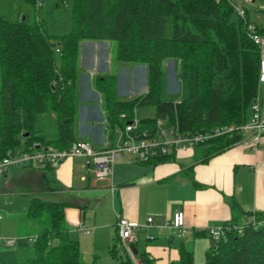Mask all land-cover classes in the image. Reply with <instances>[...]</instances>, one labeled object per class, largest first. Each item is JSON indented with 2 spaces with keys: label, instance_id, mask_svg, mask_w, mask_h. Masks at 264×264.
<instances>
[{
  "label": "trees",
  "instance_id": "trees-1",
  "mask_svg": "<svg viewBox=\"0 0 264 264\" xmlns=\"http://www.w3.org/2000/svg\"><path fill=\"white\" fill-rule=\"evenodd\" d=\"M55 2L65 10L72 4L74 25L70 33L56 37L57 42L42 20L12 21L0 13V159L24 151L22 146L25 150L36 149V144L63 149L77 140L75 87L83 41L115 42L116 61L147 66L148 90L127 99L117 96L115 74L94 77L93 86L102 95L112 129L125 128L140 107L155 108L156 116L149 120L153 132L158 120L182 133H204L248 120L258 92L260 51L229 0ZM247 12L246 18L252 19ZM166 60L178 61L179 74L189 89L186 99L162 98ZM51 114L57 124L48 134L46 119ZM240 138L234 133L209 139L201 144L203 160ZM71 205L84 213L87 208L73 201L32 198L28 216L39 221L41 230L34 237L17 240L22 246L32 242L33 247L32 256L21 264H82L79 241L71 236L66 220L65 210ZM253 214L264 219V212ZM119 244L117 234L111 249L115 255ZM124 254L119 264H134ZM139 257L141 264H154L146 252ZM181 258L178 264H193L192 251L182 249ZM203 264H264V223L248 222L241 232L232 230L219 241L211 239Z\"/></svg>",
  "mask_w": 264,
  "mask_h": 264
},
{
  "label": "crops",
  "instance_id": "crops-1",
  "mask_svg": "<svg viewBox=\"0 0 264 264\" xmlns=\"http://www.w3.org/2000/svg\"><path fill=\"white\" fill-rule=\"evenodd\" d=\"M261 27L264 28V25ZM112 61L109 41L82 42L75 87L77 118L74 126L76 139L90 142L95 150L113 147L122 141L125 133L123 126L110 127L102 95L93 86L96 75L110 74L108 64ZM118 63V98L127 99L145 93L148 83H139L141 66ZM82 77H88V87L93 91L86 97H81L79 91L84 84ZM165 78L164 75L162 98L176 101L169 96L178 94L179 85L176 90L167 91ZM133 87L136 92L131 91ZM144 108L148 107L136 110V119L138 112ZM151 111L154 115L138 119L141 130L152 127L149 120L155 118L156 110L153 107ZM204 147L178 149L169 158L154 161H140L134 154L124 153L114 164L112 176L105 180L96 178L91 159L86 156L66 158L55 168L16 166L0 177V194L7 195L0 196V207L8 204L7 209L11 211H26L27 207L29 211L35 196L44 200L84 204L87 207L85 213L78 206H68L66 220L70 234L77 226L78 231L88 236L94 249L108 240L112 247L119 217L146 224L147 219L153 216L152 225L137 235L135 255L139 262V253L146 252L154 264H178L182 259V249H187L193 253V264H203L211 246L206 227L227 222L244 225L253 212H264V136L258 149L236 142L206 161L202 154ZM21 149L25 150V146ZM20 199L25 201L24 206ZM177 210H183L185 214L189 231L184 236L178 235L174 228L166 227ZM28 211L23 215L15 216L16 212L10 215L16 223L22 219L24 223L22 228L18 223L17 231L13 230L17 233H9L13 221L1 224L6 215L0 210L3 215L0 220V244L5 238L16 237V242L10 244L15 246L11 260L7 263L0 261V264L23 262L16 252L22 246L17 240L37 234ZM24 226L29 228L24 230ZM83 228H89L90 232L86 233ZM73 238L79 241L81 247V241Z\"/></svg>",
  "mask_w": 264,
  "mask_h": 264
},
{
  "label": "built area",
  "instance_id": "built-area-1",
  "mask_svg": "<svg viewBox=\"0 0 264 264\" xmlns=\"http://www.w3.org/2000/svg\"><path fill=\"white\" fill-rule=\"evenodd\" d=\"M229 1L234 6L238 16L245 20L248 35L260 51L258 92L251 105L250 116L246 122L217 126L204 133H182L176 126H166L163 121L158 120L156 130L153 132L155 128L152 127L149 130H141V122L135 118L126 124L122 141L111 148L95 150L90 142L85 140H76L71 146L63 149L36 144V149L19 150L0 159V177L8 169L20 165L55 168L66 158L86 156L91 159L92 170L96 178L105 180L112 176L114 164L124 153L134 154L140 161H149L153 158L169 155L178 149L194 148L206 143L209 139L234 133L241 134V138L237 143L258 149L264 136V31L257 24L258 21L246 18L248 16L247 9L241 7L238 3L239 0ZM248 1L255 2L256 0ZM37 5L38 7L42 6L43 1L38 0ZM263 7L261 5L258 6L259 11ZM2 218L3 215L0 214V220ZM153 221V216L147 219L146 224L130 221L124 217H119L118 219L117 234L119 245L131 257L134 264H140L133 250L137 235L142 229H148ZM247 221L253 224L264 223V219L258 220L255 214L251 215L245 224L248 223ZM245 224L239 225L235 222H229L222 225L208 226L206 231L211 239L219 241L232 230L241 232ZM166 227L174 228L180 236L186 235L189 229L185 222L183 210L175 211L166 223ZM83 229L86 233L90 232L89 228ZM15 242L16 240L9 241L10 244Z\"/></svg>",
  "mask_w": 264,
  "mask_h": 264
},
{
  "label": "rangeland",
  "instance_id": "rangeland-1",
  "mask_svg": "<svg viewBox=\"0 0 264 264\" xmlns=\"http://www.w3.org/2000/svg\"><path fill=\"white\" fill-rule=\"evenodd\" d=\"M56 0H43V5L38 7L37 3L33 2V0H0V13L9 20L16 21V20H22L24 17L27 21H34L35 19H40L44 22L45 27L47 29L48 34L51 36L52 41L57 42L56 37H59L64 34H68L73 30V20H72V4H68V9H64L63 7H56ZM38 2V0H37ZM241 7H244L245 9H249L250 16L253 20L258 21V24L260 26L264 25V7H263V0H256L255 2H250L248 0H239L238 2ZM262 6L263 9L259 11L258 6ZM40 8V9H37ZM259 15V18H258ZM111 46L112 49V55H113V61L112 64H108L110 66L109 72L110 74H119V63L114 58V51H115V42L109 41V47ZM58 58V55H57ZM132 65V64H131ZM134 65V64H133ZM135 66V65H134ZM141 66L139 72L141 74V78L139 79V83L141 85L147 84V66L146 65H139ZM164 75H165V84H166V90L170 91L173 89H177L178 85V94H172L169 96V99H177V100H183L186 99L189 95V89L185 81H182L181 75L179 74V64L176 60H166L164 62ZM83 78V80H82ZM81 82L82 84V90L81 91V97H86L93 93L92 89L88 87V77H82ZM179 82V84H178ZM0 88H1V69H0ZM131 91L136 92V88L133 87ZM94 101H99L95 99ZM174 101V100H172ZM153 107H148L141 109L138 112L137 119H140V117H145L146 115H154L152 113L151 109ZM154 110V109H153ZM83 110L81 109V115ZM151 113V114H150ZM77 118V113H76ZM45 123V122H44ZM57 121L55 120V115L51 114L46 119V133L53 134L54 130L56 129ZM111 148V147H110ZM17 168V167H12ZM10 168V169H12ZM0 196H7L4 194H0ZM15 196V195H11ZM23 201V206L25 201L23 199H20ZM3 199L1 200V202ZM7 203V201L5 202ZM8 204H3L0 207V210L4 215H6V219L1 222L5 223L7 221L12 220V216H10L12 213H17L16 215H23L27 213L26 211H11L10 209H7ZM24 220V219H22ZM20 220L18 223L23 224ZM13 221V220H12ZM34 222L35 226V233H38L41 230V224L37 220H31V222ZM15 221H13V226L10 228L9 233H17L13 231L14 229H18L19 225ZM87 225H89L87 223ZM23 226V225H22ZM29 226H24V230H27ZM79 229L76 228L73 230V233L71 236L77 237L81 241V263L82 264H119V256L125 255L124 250L122 248H119L118 255H115V253L112 252L111 247V241L105 242L101 245V247H97V249L93 248L90 244L91 241L88 240V236L81 233V231H78ZM28 233V232H27ZM30 236V235H29ZM30 238V237H29ZM86 238V239H84ZM6 240L2 241L0 244V261L3 263H7L11 260L14 252L12 249L15 250L14 245H10V240H15V236H10L9 238H5ZM22 261L28 259L33 254V247L32 242H30L29 246H21V249L16 251ZM16 253V254H17Z\"/></svg>",
  "mask_w": 264,
  "mask_h": 264
},
{
  "label": "water",
  "instance_id": "water-1",
  "mask_svg": "<svg viewBox=\"0 0 264 264\" xmlns=\"http://www.w3.org/2000/svg\"><path fill=\"white\" fill-rule=\"evenodd\" d=\"M23 20H25V17L23 18ZM26 135H28V133L26 134ZM9 171V169L6 171V173ZM133 250L135 251V253L137 252V248H136V246H134L133 245Z\"/></svg>",
  "mask_w": 264,
  "mask_h": 264
}]
</instances>
